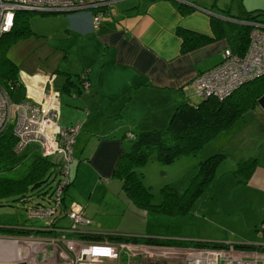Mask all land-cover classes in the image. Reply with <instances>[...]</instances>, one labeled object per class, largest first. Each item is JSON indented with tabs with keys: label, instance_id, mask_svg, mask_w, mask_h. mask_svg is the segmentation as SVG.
Instances as JSON below:
<instances>
[{
	"label": "crops",
	"instance_id": "1",
	"mask_svg": "<svg viewBox=\"0 0 264 264\" xmlns=\"http://www.w3.org/2000/svg\"><path fill=\"white\" fill-rule=\"evenodd\" d=\"M249 10H264V0H113L102 10L98 21L91 20L90 12L77 11L66 19V35L76 48L73 63H69L72 69L59 70V60L53 68L39 64L38 69L31 72L22 69V77H19L21 86L25 84L22 98L41 97L42 84L49 73L64 76L59 79L60 88L54 87L59 98L58 121L61 126L80 123L74 135L73 143L77 145L72 146L70 161L74 172L70 174L69 168V179H76L81 172H90L92 178L96 176L93 179L96 183L115 178L119 191L126 197L121 198L131 203L125 208L124 222L120 218L115 223H108V227L91 226L87 230H119L193 241L215 240L187 235L167 237L141 229L140 220L147 217L150 209L140 207L130 199L120 179L113 175V169L119 156L131 146V141L125 137L131 139L129 134L134 135L137 130L164 126L179 102L199 100L191 97L195 89L192 78L216 64L222 49L229 46L224 35L215 36L211 17L246 23L241 17ZM179 27L213 36V39L183 51L182 37L177 32ZM66 49L60 48L62 61L67 58ZM81 74L88 76L86 86L82 85ZM263 117L256 116L262 130ZM243 120L238 128L241 133L249 124V120ZM261 142V150L256 154L247 150L249 156L255 157L247 180L236 184L234 181L232 185L241 189L242 197L252 201L244 200L246 204L252 203L255 208L247 217L245 228H254L259 236H264V138ZM217 241L236 245L264 244L245 236L233 241Z\"/></svg>",
	"mask_w": 264,
	"mask_h": 264
},
{
	"label": "built area",
	"instance_id": "2",
	"mask_svg": "<svg viewBox=\"0 0 264 264\" xmlns=\"http://www.w3.org/2000/svg\"><path fill=\"white\" fill-rule=\"evenodd\" d=\"M113 0H0V37L9 31L17 10L62 11L73 13L90 10L91 20L98 21L102 10ZM264 73V22H254L249 31V43L243 53L227 46L222 58L213 66L192 78L195 91L202 96L231 94L244 82ZM55 72L46 76L41 97L14 100L0 82V132L11 125L16 137L14 149L23 151L29 144H37L40 152L58 154L60 172L65 175L48 198L49 203L30 202L26 216L40 223L21 228L44 233L0 235V264H264V244L238 246L229 243L221 247L185 246L128 240L105 235L88 237L92 231L81 225L90 224L84 217L83 206L74 200L63 199V189L69 182L72 144L80 123L61 126L59 98L54 89ZM38 78V77H37ZM87 85V80H83ZM10 89V90H9ZM47 89V90H46ZM133 137V134H129ZM59 210V214L56 212ZM71 220L67 226L58 225L61 215Z\"/></svg>",
	"mask_w": 264,
	"mask_h": 264
},
{
	"label": "rangeland",
	"instance_id": "3",
	"mask_svg": "<svg viewBox=\"0 0 264 264\" xmlns=\"http://www.w3.org/2000/svg\"><path fill=\"white\" fill-rule=\"evenodd\" d=\"M77 12L88 13L90 10H79ZM68 18H71L70 13L62 11L41 12L33 10L28 13V21L32 32L12 42L5 50L7 56L18 66V78L22 77V69L31 72L38 69L39 64L43 67L53 68L58 60L60 61L59 70L63 71L64 67L72 69L69 63H73L76 48L65 32L66 19ZM61 47H67V58H63V61L60 59ZM222 53L223 49L221 51V58ZM62 77L64 76L60 74L55 77V88H60L59 79ZM1 82L4 85L6 84L4 80H1ZM24 86L15 89L11 94V98L16 101L20 100ZM62 89L64 88L62 87ZM65 94L66 92H64ZM191 97H194L195 100L202 99V96L195 89L191 93ZM259 114L260 116H264V110L256 102L253 107L246 109L234 120L229 125L230 127L218 132L213 138L203 143L195 152L177 156L170 163H161L157 159L152 158L144 164L135 166L142 182L150 191V203L158 204L164 195H169L165 194V192L171 190V188L168 186L164 187L166 184L174 183L178 180L185 181L189 174L197 170L199 162L202 159L217 152L222 153L220 160L215 165L214 176L210 185L194 199L190 210L185 213L171 214L149 208L150 212L147 217L140 220V223L142 222L140 228L167 237H182L187 235L190 237L233 241L241 239V236H245L252 240L264 242V236H259L260 234H257L254 228H245V223L248 220L247 217L255 208L252 203L246 204L244 200L252 201L244 199L242 197L243 192L239 191L241 189L234 188L232 185L236 179L235 175L240 174V172L244 173V169L236 172L235 170L240 167L238 161L250 155V152L247 150H253L251 154H256V151L261 150L264 130L261 128L260 120L256 118ZM244 118L249 120V124L245 132L241 133L242 131H238V128L239 124L244 122ZM105 130L108 131L109 128H105ZM125 139L132 142V139H128L127 137ZM73 144V147L77 145L76 143ZM33 148L40 151V147L33 143L27 146L26 152H32ZM69 168L70 174H73L71 162ZM57 176L61 179L65 178V175L60 171L57 173ZM94 178L91 177L90 172H81L76 179L71 178L63 189L62 195L64 201L68 204L74 200L78 201L83 206L84 217L91 218L90 224L81 225V227L88 228L95 226L102 229L108 227V223H115L120 218H122V221L126 219L127 209L125 208L131 203H126L122 199L126 197L124 193L119 191L118 180L112 178L96 183V180H93ZM180 187L181 182L179 184ZM47 195V193L38 194L35 192L32 195V201H38L47 205L49 203ZM30 202L28 200L21 201L19 199L7 198L4 202L0 203V235H17L14 231L2 228L17 221L31 222L33 223L32 225L41 222L38 219L26 220L28 218L26 217L25 208ZM56 213L59 214V210ZM70 223L71 220L65 213L60 216L57 222L58 225L62 226H67ZM29 232L44 233L34 230H30Z\"/></svg>",
	"mask_w": 264,
	"mask_h": 264
},
{
	"label": "trees",
	"instance_id": "4",
	"mask_svg": "<svg viewBox=\"0 0 264 264\" xmlns=\"http://www.w3.org/2000/svg\"><path fill=\"white\" fill-rule=\"evenodd\" d=\"M179 6L184 8L183 4H179ZM29 12V10H17L12 28L0 37V82L1 80L6 81V86L1 82L6 88L14 87L10 92L11 94L15 89L22 86L17 77L18 66L7 56L5 50L12 42L32 32L28 21ZM241 18L245 19L246 23L227 22L219 17H211V26L215 36L224 35L231 49L239 53H243L248 46L249 31L252 24L264 22V10H249ZM177 32L182 37L183 51L213 39V36L184 27H179ZM81 78L83 82V80L88 79V76L81 74ZM263 92L264 73L244 82L227 96L200 95L202 96L201 100L179 102L166 126L135 131L134 136L131 137L130 148L117 159L113 175L120 179L124 192L136 205L171 214L185 213L191 209V203L194 199L210 185L214 176L215 165L222 156L221 152L202 159L197 170L189 174L185 181L178 180L166 184L164 187L168 186L171 190L165 192L169 195H164L158 204L150 203V191L142 182L135 166L144 164L152 158L161 163H170L177 156L195 152L203 143L229 126L246 109L253 107ZM15 142L16 137L12 132L11 125L0 132V203L7 198L35 202L32 201V195L35 192L38 194L47 193L48 198L53 197L55 188L61 180L57 176L60 171L59 159L56 160L54 156L45 155L35 148L32 152H26V149L16 152L14 149ZM238 163L240 167L235 172L244 169V173L240 172L242 175H237L235 184L247 180L255 165V157L242 158ZM180 182L181 187L179 188ZM29 219L31 220V218L26 220ZM22 226L31 225L27 222H18L2 228L16 233L30 231V229L21 228ZM105 232L107 233L103 234L111 237L174 245L221 247L228 244V242L217 240L197 239L193 241L128 234L119 230ZM87 236L101 238L103 235L102 233L91 232ZM237 245L253 246L254 244L239 243Z\"/></svg>",
	"mask_w": 264,
	"mask_h": 264
},
{
	"label": "water",
	"instance_id": "5",
	"mask_svg": "<svg viewBox=\"0 0 264 264\" xmlns=\"http://www.w3.org/2000/svg\"><path fill=\"white\" fill-rule=\"evenodd\" d=\"M257 103L264 110V92L257 98ZM55 158H58V154H55ZM16 264H25L24 261L17 262Z\"/></svg>",
	"mask_w": 264,
	"mask_h": 264
}]
</instances>
